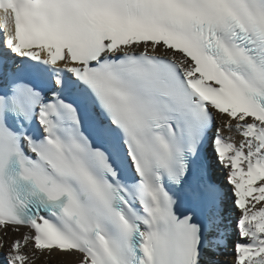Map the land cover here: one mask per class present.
Wrapping results in <instances>:
<instances>
[{"label": "snow or ice", "instance_id": "6c2138e0", "mask_svg": "<svg viewBox=\"0 0 264 264\" xmlns=\"http://www.w3.org/2000/svg\"><path fill=\"white\" fill-rule=\"evenodd\" d=\"M229 250L264 264V0H0V264Z\"/></svg>", "mask_w": 264, "mask_h": 264}, {"label": "bare ground", "instance_id": "6f19581e", "mask_svg": "<svg viewBox=\"0 0 264 264\" xmlns=\"http://www.w3.org/2000/svg\"><path fill=\"white\" fill-rule=\"evenodd\" d=\"M225 135H227V133H225ZM237 139H239L238 137H237ZM236 215H239L238 213L236 214ZM235 217H233V219H234ZM22 232L24 231L23 229L21 230ZM15 234H13V236H14ZM233 239H235V236H233ZM58 259H61L60 257H57V259H54V260H51V261H49V264H57V260ZM222 259L223 260H225V261H227V262H229V264H230V261H231V255H230V250H229V254L228 255H226L225 257H222ZM36 264H44V259H43V257L40 259V260H37L36 261Z\"/></svg>", "mask_w": 264, "mask_h": 264}]
</instances>
